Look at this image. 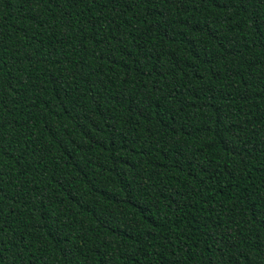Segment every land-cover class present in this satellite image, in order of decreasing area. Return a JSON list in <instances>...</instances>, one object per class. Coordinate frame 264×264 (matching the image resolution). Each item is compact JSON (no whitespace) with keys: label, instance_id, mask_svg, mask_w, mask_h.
<instances>
[{"label":"trees","instance_id":"trees-1","mask_svg":"<svg viewBox=\"0 0 264 264\" xmlns=\"http://www.w3.org/2000/svg\"><path fill=\"white\" fill-rule=\"evenodd\" d=\"M0 264H264V0H0Z\"/></svg>","mask_w":264,"mask_h":264}]
</instances>
